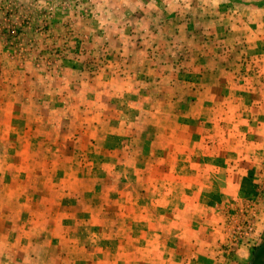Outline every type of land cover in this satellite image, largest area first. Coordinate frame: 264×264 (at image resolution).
<instances>
[{
	"label": "rangeland",
	"instance_id": "1",
	"mask_svg": "<svg viewBox=\"0 0 264 264\" xmlns=\"http://www.w3.org/2000/svg\"><path fill=\"white\" fill-rule=\"evenodd\" d=\"M263 242L264 0H0V264Z\"/></svg>",
	"mask_w": 264,
	"mask_h": 264
},
{
	"label": "trees",
	"instance_id": "2",
	"mask_svg": "<svg viewBox=\"0 0 264 264\" xmlns=\"http://www.w3.org/2000/svg\"><path fill=\"white\" fill-rule=\"evenodd\" d=\"M251 264H264V242L257 248Z\"/></svg>",
	"mask_w": 264,
	"mask_h": 264
},
{
	"label": "crops",
	"instance_id": "3",
	"mask_svg": "<svg viewBox=\"0 0 264 264\" xmlns=\"http://www.w3.org/2000/svg\"><path fill=\"white\" fill-rule=\"evenodd\" d=\"M243 249V248H242ZM247 253L245 250L239 251L236 255H235V259L237 258V261H243V259L246 257Z\"/></svg>",
	"mask_w": 264,
	"mask_h": 264
}]
</instances>
